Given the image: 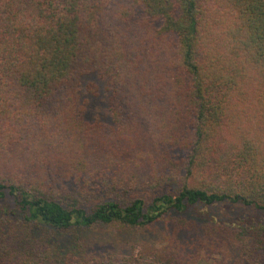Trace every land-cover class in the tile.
<instances>
[{
	"label": "trees",
	"instance_id": "obj_1",
	"mask_svg": "<svg viewBox=\"0 0 264 264\" xmlns=\"http://www.w3.org/2000/svg\"><path fill=\"white\" fill-rule=\"evenodd\" d=\"M213 253L264 264V0H0V264Z\"/></svg>",
	"mask_w": 264,
	"mask_h": 264
},
{
	"label": "rangeland",
	"instance_id": "obj_2",
	"mask_svg": "<svg viewBox=\"0 0 264 264\" xmlns=\"http://www.w3.org/2000/svg\"><path fill=\"white\" fill-rule=\"evenodd\" d=\"M97 85H98V90L96 91L97 93L95 95H88L89 96V100H90V104H91V109L92 111H97L98 109H101L103 107V99H104V89L102 88L103 85H101L98 81ZM103 89V90H102ZM97 109V110H95ZM101 113V111H99ZM89 116L93 115L92 112H88ZM155 192L152 193H146L145 196L151 198L152 196H154ZM216 212L218 215H223V214H227L230 216H238L240 214L246 213L248 215H252L257 217V212L253 209L250 208H246V207H242L240 205H227V204H223L221 206L216 207ZM97 233H90L91 234V238L94 237V239L98 238L101 239L102 234L99 231H96ZM236 244V241L234 242ZM239 253V250L236 251ZM209 263L211 264H242V258L238 257V254H225V255H218L213 253V255H211L210 260H208Z\"/></svg>",
	"mask_w": 264,
	"mask_h": 264
}]
</instances>
